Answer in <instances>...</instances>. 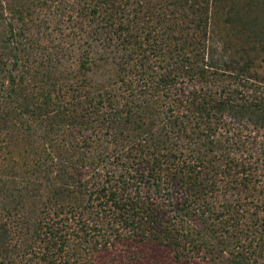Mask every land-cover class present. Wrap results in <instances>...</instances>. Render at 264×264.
<instances>
[{
  "label": "trees",
  "instance_id": "obj_1",
  "mask_svg": "<svg viewBox=\"0 0 264 264\" xmlns=\"http://www.w3.org/2000/svg\"><path fill=\"white\" fill-rule=\"evenodd\" d=\"M222 2L0 0V264H264V69L209 51Z\"/></svg>",
  "mask_w": 264,
  "mask_h": 264
},
{
  "label": "rangeland",
  "instance_id": "obj_2",
  "mask_svg": "<svg viewBox=\"0 0 264 264\" xmlns=\"http://www.w3.org/2000/svg\"><path fill=\"white\" fill-rule=\"evenodd\" d=\"M245 1L247 0H223L224 4L221 6L212 5L208 27V49L222 64L235 61L237 66L239 62H247L253 68L264 69V0H256L248 11L249 14L254 15L253 18L256 17L254 21L251 20L253 23L251 26L253 31L257 30V36L251 35L249 26L232 20L239 13L238 7ZM241 15L239 13V16ZM243 19L245 22L244 17Z\"/></svg>",
  "mask_w": 264,
  "mask_h": 264
}]
</instances>
